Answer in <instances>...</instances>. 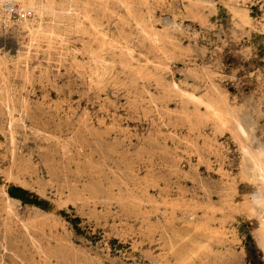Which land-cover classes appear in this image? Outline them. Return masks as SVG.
Masks as SVG:
<instances>
[{
    "label": "rangeland",
    "instance_id": "obj_1",
    "mask_svg": "<svg viewBox=\"0 0 264 264\" xmlns=\"http://www.w3.org/2000/svg\"><path fill=\"white\" fill-rule=\"evenodd\" d=\"M106 1L61 40L0 22V264H264V0Z\"/></svg>",
    "mask_w": 264,
    "mask_h": 264
},
{
    "label": "bare ground",
    "instance_id": "obj_2",
    "mask_svg": "<svg viewBox=\"0 0 264 264\" xmlns=\"http://www.w3.org/2000/svg\"><path fill=\"white\" fill-rule=\"evenodd\" d=\"M160 1L162 0H157V2ZM106 2V0H101L100 5L103 6L107 4ZM9 3H16L18 5L17 14H19V25L21 29H24L25 32L29 34L31 42L35 44L37 42L39 44L40 41L42 42L43 40L50 42L58 37L61 40L62 34H60V30L63 25L60 26V24L67 23L78 28L82 24L80 16L87 17L92 11V5L89 2H84V0H0V22L10 21L12 18L11 14H14L7 6ZM5 6H7V8ZM101 7L99 8L100 11ZM234 9H236L245 20H250L248 14L244 10L236 7H234ZM103 11L105 12L107 10ZM46 13L51 16L49 19L50 22L48 23L44 22V15ZM81 20L84 19L82 18ZM172 86L174 89L179 90L176 83H173ZM191 99L199 105H204L206 108L205 112H199V114H197L199 120L204 117H214L219 123V126L225 128L228 125L227 118L234 117L233 119L237 122L238 131L243 134L248 133L246 128L236 120L233 111L230 109L225 99L221 98L217 100L218 98H214L215 100H206L195 95L191 96ZM240 173L244 179L256 186L253 197L249 199L248 202L244 203L243 207L251 217L254 216L258 220V239L264 250V142H261L255 150L248 147L242 150Z\"/></svg>",
    "mask_w": 264,
    "mask_h": 264
},
{
    "label": "built area",
    "instance_id": "obj_3",
    "mask_svg": "<svg viewBox=\"0 0 264 264\" xmlns=\"http://www.w3.org/2000/svg\"><path fill=\"white\" fill-rule=\"evenodd\" d=\"M7 6L10 8V11L14 14H17V7L18 5L16 3H9ZM7 6H5L7 8Z\"/></svg>",
    "mask_w": 264,
    "mask_h": 264
}]
</instances>
